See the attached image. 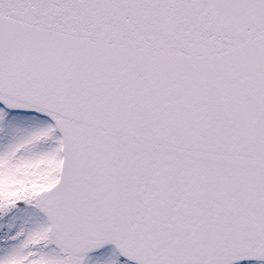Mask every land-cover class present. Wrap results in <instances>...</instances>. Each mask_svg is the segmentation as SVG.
I'll return each instance as SVG.
<instances>
[{
  "label": "snow or ice",
  "instance_id": "1",
  "mask_svg": "<svg viewBox=\"0 0 264 264\" xmlns=\"http://www.w3.org/2000/svg\"><path fill=\"white\" fill-rule=\"evenodd\" d=\"M0 264H264V0H0Z\"/></svg>",
  "mask_w": 264,
  "mask_h": 264
}]
</instances>
